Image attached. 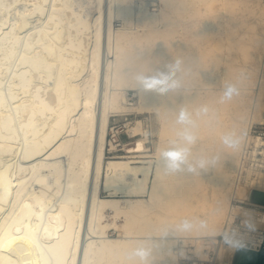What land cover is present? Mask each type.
Returning a JSON list of instances; mask_svg holds the SVG:
<instances>
[{
  "label": "bare ground",
  "instance_id": "1",
  "mask_svg": "<svg viewBox=\"0 0 264 264\" xmlns=\"http://www.w3.org/2000/svg\"><path fill=\"white\" fill-rule=\"evenodd\" d=\"M177 59L179 87L139 89ZM230 83L240 95L225 101ZM130 113L144 135L122 152L110 122ZM255 124L264 0H0V264H144L138 247L148 264H230L226 239L264 237ZM170 150H186L174 172Z\"/></svg>",
  "mask_w": 264,
  "mask_h": 264
},
{
  "label": "clouds",
  "instance_id": "2",
  "mask_svg": "<svg viewBox=\"0 0 264 264\" xmlns=\"http://www.w3.org/2000/svg\"><path fill=\"white\" fill-rule=\"evenodd\" d=\"M182 61L177 59L174 63L166 66V71H159L156 75H139L136 77L139 89L143 92H156L158 94H164L168 92L170 89H175L179 87V83L173 77L175 73L180 69ZM240 95V89L236 86V84H228L223 91V100L231 101L233 97ZM178 122L181 124L189 123V114L186 110L181 109L179 112ZM184 139L188 142H192L194 137L185 131L183 133ZM244 138V134H241L239 139L226 137L225 144L233 149H238L241 145V141ZM185 152L186 150H170L162 153L161 161L165 168L169 171H177L180 169L181 165L185 160ZM189 171H193V169L189 168ZM249 229H254V225L250 221L245 222ZM191 224L185 220L183 222V228L185 230L190 229ZM226 242L232 245L235 250H242L247 247V245L242 240H228ZM133 256L138 257L144 264H148V258L150 256V251L144 247L136 248L133 253Z\"/></svg>",
  "mask_w": 264,
  "mask_h": 264
},
{
  "label": "rangeland",
  "instance_id": "3",
  "mask_svg": "<svg viewBox=\"0 0 264 264\" xmlns=\"http://www.w3.org/2000/svg\"><path fill=\"white\" fill-rule=\"evenodd\" d=\"M130 97L132 100L135 99V96L137 95V90H130ZM136 113H130L126 115H116L112 116L111 122H110V129L108 133L109 139H114L116 144H118L120 151L122 152H131V151H138L140 149V146L137 142V139L144 134L141 133L139 135L133 136L128 127V123H132L135 118H136ZM144 119L145 125L148 127L149 126V116L148 115H143L141 116ZM149 128V127H148ZM150 130L148 131V138L147 141L144 142L145 145H148L151 149H154V139L156 138V135L151 132L152 129L151 127L149 128ZM115 130V131H114ZM255 133H263L264 134V124H255L254 127ZM126 146V149H122L123 147ZM109 154V155H108ZM107 155L110 156L113 153H108ZM105 194V192H102ZM242 220V216L238 215L236 218V222L240 223L239 221Z\"/></svg>",
  "mask_w": 264,
  "mask_h": 264
},
{
  "label": "water",
  "instance_id": "4",
  "mask_svg": "<svg viewBox=\"0 0 264 264\" xmlns=\"http://www.w3.org/2000/svg\"><path fill=\"white\" fill-rule=\"evenodd\" d=\"M249 199L264 204V190L251 189ZM230 264H264V237L260 248L247 246L245 249L235 250L232 246Z\"/></svg>",
  "mask_w": 264,
  "mask_h": 264
},
{
  "label": "built area",
  "instance_id": "5",
  "mask_svg": "<svg viewBox=\"0 0 264 264\" xmlns=\"http://www.w3.org/2000/svg\"><path fill=\"white\" fill-rule=\"evenodd\" d=\"M240 222V224L242 223V220H240L239 221ZM242 225V224H241ZM263 241V240H262ZM261 244H262V242L260 243V244H258V245H253V242H249V244L247 245V246H250V247H253V248H260V246H261Z\"/></svg>",
  "mask_w": 264,
  "mask_h": 264
}]
</instances>
